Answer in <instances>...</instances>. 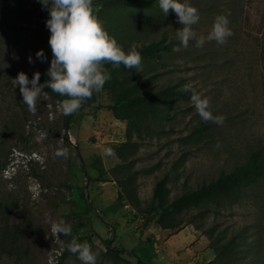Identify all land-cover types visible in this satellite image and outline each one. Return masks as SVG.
<instances>
[{"label": "rangeland", "instance_id": "rangeland-1", "mask_svg": "<svg viewBox=\"0 0 264 264\" xmlns=\"http://www.w3.org/2000/svg\"><path fill=\"white\" fill-rule=\"evenodd\" d=\"M188 2L199 11L192 26L197 36L207 37L218 14L228 17L233 34L227 43L212 40L196 47L190 40L183 47L177 36L183 25L171 9L165 16L159 0L127 1L111 10L125 25L127 43L173 41L152 64L158 73L153 88L190 85L209 98L214 116L225 117L222 126L203 121L191 91L164 105L168 118L151 122L154 131L143 134L132 160L142 208L150 205L154 183L166 173L172 200L230 172L256 151L264 161V0ZM41 6L39 0H0V264H54L62 248L49 220L69 224L73 213L83 217L79 242L100 253L96 264H127L103 253L102 241L111 232L112 245L134 248L147 264H203L208 254L214 257L216 245L232 237L238 241L234 264H264V178L235 200L185 210L180 217L190 222L177 233L155 223L144 226L141 213L117 198L113 168L120 161L104 154L125 140L126 126L106 108L108 93L99 92L101 109L85 106L76 112L69 129L46 87L37 114L28 111L14 79L21 71L29 79L40 73L34 20ZM98 8L93 6L95 15ZM45 57L47 73L51 48ZM60 147L67 157L54 155ZM121 257L135 264L128 254ZM69 261L82 264L77 255Z\"/></svg>", "mask_w": 264, "mask_h": 264}, {"label": "trees", "instance_id": "trees-1", "mask_svg": "<svg viewBox=\"0 0 264 264\" xmlns=\"http://www.w3.org/2000/svg\"><path fill=\"white\" fill-rule=\"evenodd\" d=\"M127 1H145V0H96L93 6H98L96 15L102 22L103 28L107 33L116 39L118 44L125 50L129 51L135 45L141 55V65L139 69H126L123 65L119 68L113 67L106 63L104 67L111 74V79L106 81L102 90L109 94L110 103L106 108L111 112L115 119L125 121V140L112 147L115 157L120 161L114 166L113 172L118 188L117 198L124 199L130 203L133 208L140 212L144 220V226L155 223L160 229L177 233L190 221L183 220L180 215L193 207L201 205H219L223 200H235L245 193L246 190L256 187L264 178V161L259 152H254L249 159L240 165H237L230 172L221 173L217 178L203 184L198 188L188 189L168 200L169 175L166 173L154 183L150 205L142 208L141 202L137 195V175L138 172L133 169V158L138 150L139 140L144 133L154 131L153 123L158 118H168V113L164 110V105L169 104L177 99L185 98L191 94L185 92L183 88H177L176 83L166 86L153 88L150 83L155 80L158 73L154 72L152 64L160 62L162 55L167 50H171L172 43L161 40H153L145 43H127V32L125 25L118 21L119 14L111 10L119 7ZM49 18L47 8L40 7L35 17L34 40L37 43L35 51L42 50L44 56L50 53L48 38L49 30L46 28V20ZM146 23L150 19H145ZM49 51V53H48ZM44 62L37 58L38 67L41 74L42 83H47L49 77L46 73L47 61ZM50 96L60 104L67 97H62L50 88H47ZM101 90V91H102ZM99 92H94L92 97L86 100L82 107H93L101 109L103 107ZM81 107V108H82ZM80 108V109H81ZM76 113L70 116H64V127L70 128V124ZM34 175H36L34 173ZM68 187H70L68 185ZM92 209L87 200L86 194L80 193ZM75 219L69 222L72 229V236L61 235L58 241L61 244V252L57 255L54 264H71L69 258L74 255L67 250V244L73 237L81 240L80 226L83 224V217L80 213H73ZM114 233L111 232L108 239L102 241L104 246L103 253L114 263L123 262L131 264L121 257V254H128L134 258L135 264H147L137 254L134 248L116 247L112 245ZM238 241L232 237L227 242L221 243L214 247V257L203 264H234L236 259L235 246Z\"/></svg>", "mask_w": 264, "mask_h": 264}, {"label": "clouds", "instance_id": "clouds-1", "mask_svg": "<svg viewBox=\"0 0 264 264\" xmlns=\"http://www.w3.org/2000/svg\"><path fill=\"white\" fill-rule=\"evenodd\" d=\"M39 2L49 12V18L46 20V27L50 32L48 44L52 52L50 67L47 70L49 79L46 84H41L38 71L33 73L31 79L21 71L14 79L15 84L19 86L22 102L33 115L37 114V105L42 94L47 93L44 91L45 87L62 97H67L59 108L62 115L70 116L78 112L83 103L90 99L94 92H100L106 81L111 79V74L104 67L106 63L115 68L121 65L126 69L140 68L141 55L136 46L133 45L125 52L116 39L107 33L102 22L94 14L93 0H39ZM159 7L165 16L170 9L175 12L178 22L183 25L177 30V36L185 48L188 47L190 40H195L196 47H203L206 41L212 40L218 44H225L233 34L228 17L218 14L207 37L197 36L192 26L199 22V11L188 0L183 2L159 0ZM36 58L44 62L42 50L36 52ZM28 62H34L31 56L28 57ZM183 91L192 92L190 101L203 121L223 125L225 117L213 115L209 98L202 97L200 93L192 90L190 85H185ZM91 119L88 117L89 121ZM40 135L46 138L48 133L41 132ZM104 154L114 156L115 152L111 148H106ZM54 155L67 157L68 150L60 147ZM49 223L53 237L72 236L71 226L63 219L49 220ZM66 247L69 252L77 255L82 264H96L100 254L98 251L94 252L90 244L80 243L75 237Z\"/></svg>", "mask_w": 264, "mask_h": 264}, {"label": "crops", "instance_id": "crops-1", "mask_svg": "<svg viewBox=\"0 0 264 264\" xmlns=\"http://www.w3.org/2000/svg\"><path fill=\"white\" fill-rule=\"evenodd\" d=\"M208 255H209V257H208V260L207 261H209V260H211L213 258V255L212 254H208Z\"/></svg>", "mask_w": 264, "mask_h": 264}]
</instances>
